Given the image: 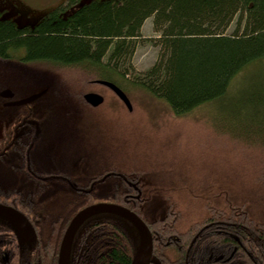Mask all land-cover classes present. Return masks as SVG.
I'll return each mask as SVG.
<instances>
[{
  "label": "trees",
  "instance_id": "1",
  "mask_svg": "<svg viewBox=\"0 0 264 264\" xmlns=\"http://www.w3.org/2000/svg\"><path fill=\"white\" fill-rule=\"evenodd\" d=\"M259 3L107 0L84 6L66 21L44 20L33 30L0 23V91L10 88L14 99L43 91L15 107L4 106L0 97V119L8 121L0 136V204L20 212L34 231L26 264H57L69 222L98 202L122 205L147 224L159 264H264V113L229 128L248 141L247 149H232L218 132L204 147L198 139L189 144L190 132L179 133L182 157L170 146L178 132L171 133L158 116L165 110L181 117L212 106L224 99L236 74L264 63ZM148 17L156 32L149 41L158 52L136 71L130 59ZM109 44L106 65L99 56ZM21 46L26 57L17 51ZM44 66L67 75L45 72ZM95 79L119 86L132 111ZM86 91L101 93L104 101L90 106ZM239 103L252 112L262 98L253 93ZM218 120L228 126V120ZM220 125V132L233 136ZM250 172L249 181L241 176ZM243 183L247 188L238 189ZM204 223L211 227L199 232ZM219 223L228 229V240L217 231ZM138 242L127 220L99 213L76 231L69 264H130Z\"/></svg>",
  "mask_w": 264,
  "mask_h": 264
},
{
  "label": "rangeland",
  "instance_id": "2",
  "mask_svg": "<svg viewBox=\"0 0 264 264\" xmlns=\"http://www.w3.org/2000/svg\"><path fill=\"white\" fill-rule=\"evenodd\" d=\"M20 1H22L27 6L34 5L35 7H40L41 5L40 2H36L37 0H20ZM258 1L260 2L259 6L264 7V0H258ZM233 25H234L233 23L230 24V26L226 31L227 33L233 30L234 28ZM141 33H142V39L138 41L130 59L133 69L136 71H141L146 67H148L151 63H153L158 52V47L153 43V41H149V38L155 36L156 34L151 24V17H148L143 22V25L141 27ZM109 49L110 48L107 45L103 52L104 55L109 54L107 53ZM42 69H44L45 72L55 71L56 73H61L62 75L65 76L67 75L65 71L59 70V68L44 66ZM87 77H92V75L90 76L87 75ZM253 93H255V95H258L262 98V103L259 105L258 104L255 105L252 112H250V109H243L242 107H240L239 102L240 101L244 102V99L248 98L249 96H252ZM133 97L136 100L137 107H141L140 100H138L135 96ZM129 100L131 102V99ZM155 104L156 103H152V105L157 107V111L160 112L162 110L161 107H158ZM210 106H207L205 108L203 107V109L201 108V110L198 112L197 111L191 112L188 115L181 117H174L165 110H163L164 112H160L158 116L161 117L160 119L164 121V123L169 128L170 132L171 133L178 132L174 137H172L173 140L170 143V146L175 150L174 156L176 157L183 156V151L180 148L181 136L178 134L188 133V132H190V135H192L189 144H192L193 140L198 139L199 141L197 146L199 147H204L206 144H211L212 140L210 139V135L217 136V134L219 133L221 136L225 137L226 142L228 141V144L232 147V149H236L238 144H241L245 149L248 148L246 144L248 143V141L240 140L235 137L234 134H237L238 130H234L232 128L233 126L231 127L232 130H230L229 128L234 122H241V124H243L245 122V119L248 117V115L254 114V116L252 117H255L259 114L264 113V63H259L257 65L245 67L243 70H241L238 74H236L232 78L228 92L226 93L224 99L217 103L214 102L212 106L211 107ZM101 108L104 111L113 110V108L108 105H103ZM132 109H133V105H132ZM210 112L212 114L211 116H210ZM218 117L224 119V121L228 120V126L226 123L220 125L219 122H216L219 121L218 119H220ZM211 123H213L214 125ZM215 123L217 125H220L221 127L223 126V128L225 129L228 128L229 131H233V136L232 133L231 135H229L227 133L224 134L223 132H220ZM7 124L8 121L4 122L0 119V136L3 133V130L7 127ZM226 145L227 144H225V146ZM253 149L259 151L260 147L256 145L255 146L252 145L251 150ZM174 156H170V157L174 158ZM171 158L168 159V163L172 162ZM178 159L180 160V158ZM192 167H195V165L193 164ZM182 170L187 171L186 169L185 170L182 169ZM250 174L251 172L247 173V176H244L245 174L241 173V176H243L244 178H246V180L249 181ZM247 184L249 185V182ZM240 187L241 188L238 189H243V188L246 189L247 188L246 183H243ZM0 220L6 222V220L8 219L0 214Z\"/></svg>",
  "mask_w": 264,
  "mask_h": 264
},
{
  "label": "flooded vegetation",
  "instance_id": "3",
  "mask_svg": "<svg viewBox=\"0 0 264 264\" xmlns=\"http://www.w3.org/2000/svg\"><path fill=\"white\" fill-rule=\"evenodd\" d=\"M104 1L107 0H37L36 2H40L41 5L40 7H35L34 5L27 6L20 0H0V23H10L18 30H33L44 20L51 19L54 23L60 20L66 21L68 18L76 16L77 11L82 9L84 6L93 2ZM108 46L110 49L107 53L109 54L104 55V53H102L99 56V62L106 65L109 63V55L111 53V45L109 44ZM17 51L19 53L21 52L20 54L23 57H26V47H18ZM32 58L37 59L39 57L35 56ZM19 99L11 98L5 102ZM35 100L36 99L33 101ZM0 223L2 224V226H0L2 228L0 229V264H26L24 253L32 249V240L34 239L28 235L22 223L9 221V219L6 220V222L0 220ZM218 225L220 228L217 229V231L225 234L228 240V229L222 226L221 223ZM209 227H211V224L204 223L199 232ZM4 230H8L10 236H5ZM24 233L27 234L24 235ZM193 240H195V237ZM220 257L221 255L215 257V259H219Z\"/></svg>",
  "mask_w": 264,
  "mask_h": 264
},
{
  "label": "water",
  "instance_id": "4",
  "mask_svg": "<svg viewBox=\"0 0 264 264\" xmlns=\"http://www.w3.org/2000/svg\"><path fill=\"white\" fill-rule=\"evenodd\" d=\"M97 83L102 84L108 87L110 90L114 92V94L124 103L128 111L132 110V104L128 99L127 95L124 91L119 88L113 82L107 80H96ZM42 94V91L33 93L26 98H22L19 100H12L5 102L4 105L7 106H20L24 104H28L34 99H37ZM0 97L2 98H12L13 92L11 89H3L0 91ZM83 99L87 104L92 107H97L103 102V96L100 93L89 91L84 93ZM99 213H111L117 216H120L130 222L136 229L139 234V245L131 259L130 264H159L156 260L152 258V236L149 231L148 226L146 223L133 211L130 209L115 203L109 202H98L94 204H90L85 208L78 211L71 221L69 222L64 234L63 238L59 247L58 252V260L57 264H69V257H70V250L74 235L80 225L90 218L93 215ZM0 214L5 216L10 221H17L22 223L28 234L34 239V231L28 222V220L16 209L0 204Z\"/></svg>",
  "mask_w": 264,
  "mask_h": 264
}]
</instances>
